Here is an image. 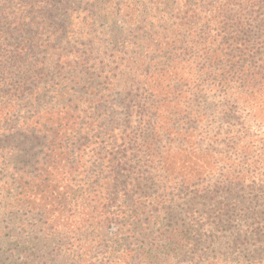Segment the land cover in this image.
<instances>
[{
	"label": "trees",
	"instance_id": "1",
	"mask_svg": "<svg viewBox=\"0 0 264 264\" xmlns=\"http://www.w3.org/2000/svg\"><path fill=\"white\" fill-rule=\"evenodd\" d=\"M60 1L77 6L61 20L63 29L82 34L88 16L100 19L120 57L110 83L137 93L124 105L123 128L95 130L79 158L67 143L73 130L46 124L62 111L56 106L14 104L0 113L14 157L8 197L15 207L37 209L42 221L28 253L16 252L29 260L40 251L42 257L40 244L52 245L60 264H85L82 245L65 237L100 188L105 221L115 229L105 264H175L201 240L214 243V233L233 243L236 237L264 243V0ZM61 31L55 24L42 44ZM36 85L25 84L20 100L42 101ZM180 154L187 170L178 179L170 160ZM85 157L82 172L89 176L72 180ZM193 186L185 198L175 192ZM228 198L231 205L217 201ZM18 226L15 238L29 242L32 229Z\"/></svg>",
	"mask_w": 264,
	"mask_h": 264
},
{
	"label": "rangeland",
	"instance_id": "2",
	"mask_svg": "<svg viewBox=\"0 0 264 264\" xmlns=\"http://www.w3.org/2000/svg\"><path fill=\"white\" fill-rule=\"evenodd\" d=\"M61 3L60 0H0V102H4L0 105V113L12 111L10 106L14 104L22 106L27 103L31 108L43 110L56 106L62 110L57 111L58 119L54 114L46 124L56 126L61 122L73 130V133H69L67 143L69 149L77 153L79 158L82 148L95 139V130H107L114 125L123 128L124 105L137 90L134 93L123 92L121 87L110 83L109 76L112 75L108 72L111 66L119 63L120 57L116 52L115 42L110 41L112 36L103 30L105 28L101 26L100 19L96 21L94 16L87 15L88 20H84L82 34H78L76 28H73L72 32L69 26L63 29L61 20L66 14L75 12L77 6L69 7ZM79 19H84L83 14ZM55 24L62 28V31L57 37H50L49 45L44 46L42 40H48ZM86 31H89L88 34ZM35 38L37 44H33ZM26 40L29 43H26ZM68 64L73 67L72 72L70 69H64ZM28 83L37 84L42 101L20 100L24 85ZM16 87H19V96L15 93ZM4 132L3 129L0 130V264H60L59 251H54L52 245L47 249L42 244L39 245L40 249L49 251L50 256L43 251L41 257L40 251L34 259L26 260L16 252L24 247L27 248L25 253H28L31 244L38 239L36 236H39L34 229H39L42 221L41 213L39 214L37 209L30 210V205L15 207L10 194L8 197V182L14 172V168H11L14 157L9 155V144L8 141L4 142ZM82 141L83 144L80 145ZM180 156L181 154L176 160H170L171 169L178 179L185 173L184 170H187L180 164ZM79 160L71 170L72 180L89 176V173L82 172L89 158ZM16 166L19 167L20 164ZM27 170L33 172V167ZM171 179H174L173 176ZM185 181L184 187L187 182L191 183L187 179ZM184 187L180 189L183 192L175 191L183 198L194 186L189 189ZM97 195L98 201L94 204L85 200L83 216L79 217V223L76 225L78 229L67 231L65 237L68 242L82 245L85 264H105L104 255L115 244L111 239L115 229L105 221L106 206L102 198V188ZM39 199H35L34 206L40 204ZM214 200L215 198L201 201L204 203L201 207L209 206ZM217 201L221 204H232L230 198L228 202L227 199ZM21 222L27 223L32 229L29 242L15 238L20 235L18 223ZM214 235L218 237L214 243L201 240L195 251L183 253L176 259L175 264H264V243L261 241L254 244V239L236 237L233 243L218 233Z\"/></svg>",
	"mask_w": 264,
	"mask_h": 264
}]
</instances>
